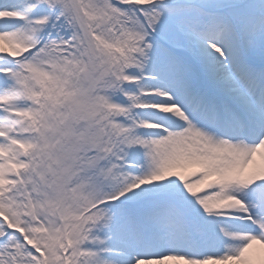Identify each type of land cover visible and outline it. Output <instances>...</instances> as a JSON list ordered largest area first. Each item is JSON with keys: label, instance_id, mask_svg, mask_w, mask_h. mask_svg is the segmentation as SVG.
<instances>
[{"label": "snow or ice", "instance_id": "snow-or-ice-1", "mask_svg": "<svg viewBox=\"0 0 264 264\" xmlns=\"http://www.w3.org/2000/svg\"><path fill=\"white\" fill-rule=\"evenodd\" d=\"M0 264H264V0H0Z\"/></svg>", "mask_w": 264, "mask_h": 264}]
</instances>
